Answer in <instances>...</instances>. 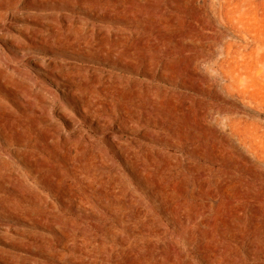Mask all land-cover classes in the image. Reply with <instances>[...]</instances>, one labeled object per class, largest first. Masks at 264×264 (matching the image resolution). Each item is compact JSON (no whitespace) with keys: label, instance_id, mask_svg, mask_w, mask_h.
Masks as SVG:
<instances>
[{"label":"rangeland","instance_id":"1","mask_svg":"<svg viewBox=\"0 0 264 264\" xmlns=\"http://www.w3.org/2000/svg\"><path fill=\"white\" fill-rule=\"evenodd\" d=\"M0 264H264V0H0Z\"/></svg>","mask_w":264,"mask_h":264},{"label":"bare ground","instance_id":"2","mask_svg":"<svg viewBox=\"0 0 264 264\" xmlns=\"http://www.w3.org/2000/svg\"><path fill=\"white\" fill-rule=\"evenodd\" d=\"M21 98V97H20ZM217 252V251H216ZM218 253V252H217Z\"/></svg>","mask_w":264,"mask_h":264}]
</instances>
